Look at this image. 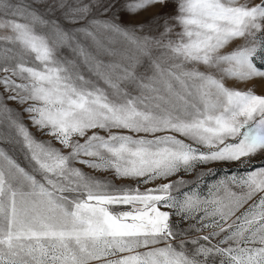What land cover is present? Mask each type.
<instances>
[{
  "label": "snow or ice",
  "instance_id": "obj_1",
  "mask_svg": "<svg viewBox=\"0 0 264 264\" xmlns=\"http://www.w3.org/2000/svg\"><path fill=\"white\" fill-rule=\"evenodd\" d=\"M157 4L0 0V141L25 161L0 148V264H264V165L196 171L264 153V95L224 82L264 78V0L121 20Z\"/></svg>",
  "mask_w": 264,
  "mask_h": 264
},
{
  "label": "rangeland",
  "instance_id": "obj_2",
  "mask_svg": "<svg viewBox=\"0 0 264 264\" xmlns=\"http://www.w3.org/2000/svg\"><path fill=\"white\" fill-rule=\"evenodd\" d=\"M29 2V0H20V3L24 4ZM131 0H120L121 6L125 3H129ZM241 3L244 2V0H240ZM175 0H168L167 6H161L159 4L155 6H151L146 8L143 11H140L136 15H131L126 11L121 12V20L125 22L126 24H135L138 22H151L155 16L158 14H162L165 16L174 15L175 14ZM59 15V13H57ZM178 30V29H177ZM242 40H237L227 48L223 49L222 51L228 52L234 49L237 45L242 44ZM106 59V58H105ZM258 67H261L259 63L257 64ZM224 82L227 87L235 88L239 90H248L251 89L255 94L258 95H264V78H252L246 81H239L236 79L231 78H224ZM10 105L12 107H16L14 102H10ZM27 123V120L25 121ZM30 130L37 136L38 139H47V137L40 136L39 133L36 132L34 128H31ZM163 133H160L162 135ZM143 135V134H141ZM0 148H4L6 151L9 152L10 155H14L15 158L18 159V162L21 163L22 166H24L25 161L23 159V156L18 153V150L14 149L13 146L9 143L0 141ZM261 165H264V153L257 154L256 156L252 157L250 161L244 162V161H237V162H214L209 163L206 165H197L196 171L204 173L203 180L200 183L199 187L203 191L206 188L207 184L213 183L216 180H218L221 177L224 176H230L233 174L242 175L247 170H249L251 167H259ZM209 170L213 171V175H208ZM84 171L91 172V170L85 168ZM94 175H97L101 179H112V173L103 171V172H94L92 173ZM179 176H183L186 180H191L193 177L188 176L187 174L181 172L177 176H173L170 179H177ZM167 181H154L153 183H150L148 185L139 184V188L141 191H143L146 187H154L157 183H162ZM116 184H129L132 187H136V182L132 181H114ZM176 194L175 192L173 193ZM114 210L116 211H123V210H129L128 206H114ZM166 210V209H161ZM176 219L175 217L173 218ZM186 226V225H183Z\"/></svg>",
  "mask_w": 264,
  "mask_h": 264
}]
</instances>
